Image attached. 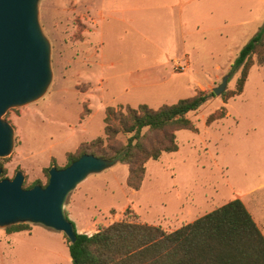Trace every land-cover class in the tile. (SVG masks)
<instances>
[{
    "label": "rangeland",
    "instance_id": "obj_1",
    "mask_svg": "<svg viewBox=\"0 0 264 264\" xmlns=\"http://www.w3.org/2000/svg\"><path fill=\"white\" fill-rule=\"evenodd\" d=\"M40 22L53 81L41 100L5 116L15 128L14 151L0 159L6 178L23 171L26 189L46 186L48 169L65 168L69 154L104 136L108 107L159 109L212 93L227 76L226 91L189 114L198 133L178 132L179 151L149 162L140 190L118 163L80 184L65 211L82 234L124 220L175 231L241 199L264 234V65L255 57L238 95L241 73L232 74L264 26V0H42ZM134 78L145 87L134 88ZM33 228L48 234L19 235L14 249L0 230V263L73 264L65 234Z\"/></svg>",
    "mask_w": 264,
    "mask_h": 264
},
{
    "label": "trees",
    "instance_id": "obj_2",
    "mask_svg": "<svg viewBox=\"0 0 264 264\" xmlns=\"http://www.w3.org/2000/svg\"><path fill=\"white\" fill-rule=\"evenodd\" d=\"M255 57L258 64L264 65V26L242 48L232 65V74L241 73L235 95L243 93ZM215 96L214 92H199L159 109L147 104L108 107L104 136L82 144L78 154H69L66 167L85 154L121 159L120 163L129 167L128 187L138 191L149 162L179 151L178 132L198 133L189 114L200 110ZM225 116L222 109L212 114L207 124ZM0 168H3L1 179H7L6 168L1 164ZM27 227L28 224H19L6 230L16 233L26 231ZM76 234L75 244L67 238L73 264H264V234L241 199L230 201L175 231L124 220L94 235L79 233L77 228Z\"/></svg>",
    "mask_w": 264,
    "mask_h": 264
},
{
    "label": "water",
    "instance_id": "obj_3",
    "mask_svg": "<svg viewBox=\"0 0 264 264\" xmlns=\"http://www.w3.org/2000/svg\"><path fill=\"white\" fill-rule=\"evenodd\" d=\"M41 1L0 0V159L10 157L15 148V128L5 119L7 113L41 100L53 81L51 43L40 22ZM227 85L226 76L213 92L220 96ZM120 162L85 154L64 169L52 167L48 185L30 189L24 187L23 171L13 179H1L0 168V229L40 225L65 234L75 244L76 228L65 211L69 196L91 175Z\"/></svg>",
    "mask_w": 264,
    "mask_h": 264
},
{
    "label": "crops",
    "instance_id": "obj_4",
    "mask_svg": "<svg viewBox=\"0 0 264 264\" xmlns=\"http://www.w3.org/2000/svg\"><path fill=\"white\" fill-rule=\"evenodd\" d=\"M145 79L146 78H148V77H144ZM130 82L132 83V86L134 87V88H141V87H145V84H143V81H140V79H135L134 78V82H132L131 80H130ZM77 226V225H76ZM41 227V226H40ZM43 227V226H42ZM76 228H78V226L76 227ZM41 229V228H40ZM35 230V228H33V230H31V231H23V232H16V233H7L6 232V230H4V229H0V230H2V231H5V232H3V235H4V237L8 240V242L10 243L8 246H10L9 248L10 249H14V243H13V239H15V238H17V237H20L19 235H25V234H29L30 236L32 235V233H34V232H43V233H46V234H48L47 232H44V230ZM80 233V232H79ZM0 264H2V263H0Z\"/></svg>",
    "mask_w": 264,
    "mask_h": 264
},
{
    "label": "built area",
    "instance_id": "obj_5",
    "mask_svg": "<svg viewBox=\"0 0 264 264\" xmlns=\"http://www.w3.org/2000/svg\"><path fill=\"white\" fill-rule=\"evenodd\" d=\"M181 69H182V70H186V66H182Z\"/></svg>",
    "mask_w": 264,
    "mask_h": 264
}]
</instances>
